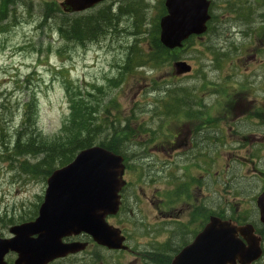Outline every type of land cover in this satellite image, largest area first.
<instances>
[{"label": "rangeland", "instance_id": "obj_1", "mask_svg": "<svg viewBox=\"0 0 264 264\" xmlns=\"http://www.w3.org/2000/svg\"><path fill=\"white\" fill-rule=\"evenodd\" d=\"M62 1L16 0L5 11L6 18L0 21V237H9L12 225L17 226L32 220L46 189L47 176L45 178L42 175L32 176L21 168L24 161L35 164L41 156L23 153L17 156L14 152L16 133H20L25 140L30 137L22 123V115L30 99L34 100V109L37 110L36 125L39 134L34 136L36 142L44 138L52 139L60 132L69 115V100L72 96L76 101L80 99L84 109L100 103L99 108L103 110V114H99L97 123L101 125V138L107 135L105 129L109 128V123L112 124L114 119L121 121L120 128L124 127L122 121L125 120L135 130L142 126L148 128L161 126L160 136L163 142L154 144L156 135L147 136L149 142H146L150 150L157 151L160 144L170 139L169 132L176 128L174 119L165 118L162 113V110H166L165 103L167 105L170 100L168 93L166 94L167 90L176 88H182L185 95L187 92H190V95L197 93V97L202 95L201 92L205 93L204 90L210 92L209 96L204 95L206 97L204 101L212 108L211 118L215 122L210 129L209 168L202 171L201 167L188 166L192 176L199 181L202 173L207 174L204 179L207 189L203 190V196L200 191L194 193V206L200 208L203 205L205 213L222 211L226 217L241 215L246 219L252 217L256 221L258 217L255 200L264 189V130L260 124L264 119L258 123L253 121L252 136L250 123L243 122L238 128L227 126L228 121L221 119L222 112L217 104L220 99H217L218 84H221L220 71L224 69L229 71L225 65L252 63L248 42L243 47L247 49L246 51L240 49L241 40L238 32L246 25L234 20L229 14V8H235L237 5L244 4L250 7L251 0H211L214 20L203 39L193 40L185 51L179 53V60L189 64L192 71L189 75L177 79L173 76L172 64L179 60L165 63L157 70L149 65L142 68L132 66L131 69L123 70L131 46L136 44L137 52L138 48H141V51L146 48L145 29L152 28L156 22L160 7L158 0H142L146 4L143 12V29L134 28L130 25V19L125 17L117 20L115 30L111 29L98 40L82 45L67 42L59 34L58 26L65 22L66 17L75 18L98 13V10L102 11L110 4L115 10L113 12L117 14V8L121 3L128 2L102 3L85 13L75 15L55 12L51 17L44 16V3L58 7ZM261 1L264 3V0ZM253 23L257 28L260 26L255 18ZM133 62H136L134 57ZM205 83L210 85L209 89L201 88ZM261 84L262 81L258 80V85ZM166 97L169 100H166ZM104 113L106 118H103ZM144 122L148 125H143ZM183 122L177 125L180 126ZM138 140L139 137L133 135L125 141L124 148L127 149L129 145L134 147L135 141ZM221 140L225 142L223 145H212L222 144ZM251 146H253V215L250 212ZM152 156L153 162L149 170L155 166L156 160L161 161L155 154ZM181 167L179 163L177 171L165 170L166 175L171 177V173L174 172L179 177ZM142 170L144 169L140 168L139 173ZM160 170L161 167H158L152 171ZM135 181L139 182L136 179ZM185 187L186 180L183 179L178 188ZM138 190L135 188L136 193ZM138 196L141 197L142 213L150 215L154 205L149 204L141 193H138ZM149 197L152 199L151 195ZM127 212L122 211L121 215L110 223L121 225L124 220L126 221ZM132 212L131 224L140 223L139 212L136 209ZM172 213L177 215L175 209H172ZM181 216L180 214V219ZM7 219L13 223L9 224ZM147 222L152 223L150 219H147ZM127 233L132 238L131 231L127 230ZM96 254L99 258L94 264H110L109 254L100 249ZM89 255L90 253H85L80 255V258ZM9 259L12 263L14 257L9 256ZM87 260L93 261L91 258ZM261 263L264 264V255Z\"/></svg>", "mask_w": 264, "mask_h": 264}, {"label": "flooded vegetation", "instance_id": "obj_2", "mask_svg": "<svg viewBox=\"0 0 264 264\" xmlns=\"http://www.w3.org/2000/svg\"><path fill=\"white\" fill-rule=\"evenodd\" d=\"M209 1V22H212L214 20L211 12L212 1ZM110 6L112 7L113 5L110 4ZM229 14L234 20L246 25L244 29L238 32L241 40L240 49L246 51L247 49L243 47L248 42V49L251 50L249 57L252 63L251 65H225L229 71L227 69L220 71L221 84H218L217 93V99H220H218L217 104L222 112L221 119L228 121L227 126L231 125L233 128H238L243 122L246 124L250 123L252 126L250 134L253 136V121L258 123L264 119V3L261 0H251L250 7L244 4L237 5L235 8H229ZM254 18L260 24L258 28L253 23ZM173 76L181 78L183 75L178 77L174 73ZM235 77H238V79H234ZM258 80L262 81L261 85H258ZM205 84L201 88L209 89L210 85ZM204 92H201L202 95L200 97H197V93L196 95L192 93L191 100L189 99L182 106L176 105L175 108L179 112H173L171 117L174 119V126L180 128V130L175 128L174 131L169 132L168 136L170 139H166L164 143L160 144V148L157 151L150 150L146 146V142H149L147 138L149 135H156L153 140L154 144L163 142L160 136L162 134L161 126L157 125L154 128L142 126L136 128L137 130L131 128L133 132H137L136 136L139 137V140L134 143V147H138L134 148L129 145L126 153L123 154L125 167L123 179L125 185L121 189L120 207L118 213L108 219H116L121 215L122 211H128L126 221L122 219L124 220L123 223L118 225L121 234L124 236V248L122 250H108L97 246L87 235L72 236L65 238L64 242L85 243L84 250L55 260L50 264H94L99 258L96 254L98 249L110 255V264H171L181 249L193 241L196 233L206 223L208 215V212L204 214L203 211L202 216H199L196 213L198 207L193 204L195 201L194 192H202L207 189V183L204 181L207 174L202 173L201 181L199 182L196 178L195 183L190 181L192 177L189 169V167H202V171H204L203 168H208L209 166L212 108L204 101L206 98L204 95L209 96L210 92L205 90ZM180 122L183 123L180 126L177 125ZM260 124L264 130V121ZM143 125L148 124L144 122ZM124 130L128 131L126 128ZM141 139L144 140L142 141ZM223 141L221 140L222 144L213 143L212 145H223L225 143ZM250 151L252 179L251 214L253 215V146H251ZM153 154L161 161L158 162L156 160L155 166L149 170L153 162ZM179 163L182 165L180 168L181 176L177 177L174 172L171 173V177L166 175L165 170L177 171ZM158 167H161L162 170L158 172L152 171L153 168ZM140 168L144 170L139 173ZM145 170L147 173H145ZM162 172L165 174L161 175L160 173ZM163 176L165 177L163 178ZM135 179L139 182H136ZM183 179L186 180V187L179 192L178 184ZM156 184L158 185L156 186ZM135 188L139 189L137 193ZM138 193L145 196V200L149 204L154 205L153 212L150 215L142 213L141 197L138 196ZM149 195L152 196V199ZM138 198H140L139 201ZM202 208H204L203 205ZM133 209H136L141 215L138 220L140 223L138 224H131ZM172 209L177 211V215L172 213ZM180 214L182 215L181 219L179 218ZM130 215L132 217H129ZM147 219H150L152 223H148ZM251 222L252 229H254L252 237L254 234L261 239L262 256L250 264H262L264 235H260L257 232V224L252 217ZM127 230L131 231L132 238L129 237ZM85 253H90V255L80 258V255ZM89 258L93 261L87 260ZM235 264L246 263L236 260Z\"/></svg>", "mask_w": 264, "mask_h": 264}, {"label": "water", "instance_id": "obj_3", "mask_svg": "<svg viewBox=\"0 0 264 264\" xmlns=\"http://www.w3.org/2000/svg\"><path fill=\"white\" fill-rule=\"evenodd\" d=\"M109 0H63L65 13H79ZM208 0H164L165 15L159 19V41L168 50L180 48L189 36L206 30ZM176 74L190 71L185 62L174 63ZM123 158L104 148L79 151L67 165L54 170L46 180L43 201L35 220L9 229L10 238H0V264L15 254L13 264H48L82 251L85 243L62 239L85 234L97 245L123 249L124 238L106 222L117 213L123 180ZM259 221L264 225V191L256 199ZM246 241V245L238 238ZM260 239L252 237L251 225L235 226L211 216L194 241L183 248L171 264H246L261 255Z\"/></svg>", "mask_w": 264, "mask_h": 264}, {"label": "trees", "instance_id": "obj_4", "mask_svg": "<svg viewBox=\"0 0 264 264\" xmlns=\"http://www.w3.org/2000/svg\"><path fill=\"white\" fill-rule=\"evenodd\" d=\"M126 1L128 5L121 3V6L117 9V14L112 11L111 6H106L102 11L98 10V13L94 12L93 14L77 16L75 18L66 17L65 22L63 21L60 23L57 30L63 40L77 43L83 40H98L109 30H115L114 27L117 20L125 17L130 19V25L134 28L143 29V12L146 8V4L142 0ZM15 2L16 0H0V21L6 18L5 11L8 6ZM122 2H125V0ZM158 4L160 7L155 24L152 25V28L145 29L147 41L146 48L142 51L141 48H138L139 52H137L135 51L136 44L131 46L123 70L131 69L132 66L143 67L145 65H149L152 69L157 70L165 63L169 64L178 60L179 53L185 51L187 45L193 42V37H191L184 43L181 49L174 50H167L160 44L158 39L159 28L157 19L164 15L165 10L163 7V0H158ZM55 12L61 13L56 5L44 3V16H46V18L51 17ZM133 57L136 59V62H133ZM114 84L116 85L117 83L114 81ZM184 92L182 88L167 90L166 94L168 93L170 100L168 97L165 98L169 100L167 105L165 103L166 110H162L165 118L171 117L173 112H179L177 111L178 109L175 108L177 104L178 106H182V104L190 99L192 93L190 95V92H187L185 95ZM78 100L79 101H76L74 97L70 96L69 115L65 123H63L60 132L54 138L40 139V142H36L34 137L36 134H39L35 125L37 110L34 109V100H29L27 108L22 115V123L24 126L23 128L28 130L30 137L27 138L28 140H25L20 133H16L17 139L14 145V152L17 156L22 153L29 155L39 154L41 158L35 164H29L24 161L21 164V168L24 172L32 176L42 175L45 178L49 176L54 169L69 163L77 152L93 145H98L118 155L126 153V148H124L125 141H127L130 136L137 134V132H133L131 129L130 123L126 120L122 121L124 127L120 128L121 121L119 119H114L112 124L109 123V128L105 129L107 135L101 138V125L97 123L100 117L99 114H103V110L101 111L99 108L100 103H97L96 106H90L84 109L83 106H81L80 99ZM28 108L29 110L27 111ZM31 108L33 109L31 110ZM105 113L103 118H106ZM210 125L211 128L215 125L214 119L211 117ZM125 128L128 129V131H125ZM97 134L99 135L97 136ZM210 215H215L221 219L230 217H226L222 211H211ZM230 218L233 219L232 216ZM8 223L12 224L13 221L8 220Z\"/></svg>", "mask_w": 264, "mask_h": 264}]
</instances>
